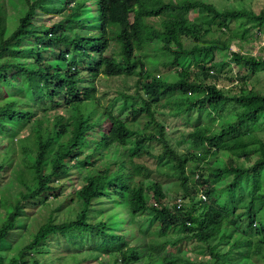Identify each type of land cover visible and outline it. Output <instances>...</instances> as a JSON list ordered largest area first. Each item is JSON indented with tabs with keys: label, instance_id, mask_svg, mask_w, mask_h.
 <instances>
[{
	"label": "trees",
	"instance_id": "1",
	"mask_svg": "<svg viewBox=\"0 0 264 264\" xmlns=\"http://www.w3.org/2000/svg\"><path fill=\"white\" fill-rule=\"evenodd\" d=\"M19 1L0 0V264H83L89 234L108 241L98 264L110 257L113 264H264L257 211L264 205V94L245 85L250 72L264 70V58L232 50L234 40L249 38L230 29L239 21L245 32H262L264 12L220 10L206 0H22L25 12L10 30L4 9ZM156 50L171 57L165 65L175 66V81L150 68ZM228 59L239 69L232 76L239 89L219 86L214 68ZM122 75L138 76L137 93L122 96L140 102L115 115L102 103L98 79ZM162 105L168 115L203 120L190 132V151L172 145ZM142 114L152 123L143 132L136 127ZM146 158L172 162L167 176L179 182L180 196L169 198L153 181ZM227 175L231 181L217 186ZM69 177L80 185L64 206ZM243 189L239 199L247 191L250 199L236 208L233 197ZM35 203L52 206L47 220L7 255L9 239L27 232L25 212ZM232 221L244 236L224 250ZM53 236L74 251L47 250ZM250 237L251 256L235 262L234 248ZM192 242L210 260L193 257Z\"/></svg>",
	"mask_w": 264,
	"mask_h": 264
},
{
	"label": "rangeland",
	"instance_id": "2",
	"mask_svg": "<svg viewBox=\"0 0 264 264\" xmlns=\"http://www.w3.org/2000/svg\"><path fill=\"white\" fill-rule=\"evenodd\" d=\"M208 2H211L216 5L218 9H223L225 6L235 7L239 9L247 8L251 9L257 13L264 12V0H206ZM26 6L25 3L20 0L18 3L11 4L9 6V9H4L5 14H8L9 17L8 21V27L9 29H13L16 27L19 18L23 15L25 12ZM91 13L90 21H94V17ZM53 19L58 18L57 13L54 12L52 15ZM239 21H233L230 23V29L235 32L236 35H241L249 38V40L240 41V39H236L232 42L231 49L235 51L242 50L243 52H251L255 56H262L264 58V30L258 31V29L252 30V31H244V29H239ZM234 35V33H233ZM240 41V42H239ZM157 44L161 45V41H159ZM223 54H218V56L215 58V62H220L222 60ZM171 57L163 53L160 50H156V52L153 55V59L150 60V68H152L154 71H157L160 73V75H165V78H167L170 81H175L177 79V74L175 73V66H166L165 62H169ZM215 71L219 73L220 79L218 80L219 86H225V88L229 89L232 86H235V88H240V83H238L237 80H232V76H236V72L239 70L236 65H234L231 60H227L223 66L215 67ZM249 77L246 81V86L249 88H252L256 91H259L264 94V70L253 73L250 72ZM138 76H130L126 77L124 75L122 76H116V77H105L102 76L98 80V92L100 96L102 97V103L107 105L115 115H121L124 112L127 111V109L133 108V106L140 102V99L137 97L135 99L130 98H124L122 94H136L137 93V82H138ZM237 86V87H236ZM168 99H163L162 104H166ZM162 107V108H161ZM159 107V114L161 115V118H164V121L167 126V131L169 135V139L172 143V145L179 151V152H188L191 150L190 148V132L193 129L194 125L200 121L198 120L196 114L187 116V115H180V116H171L167 114V110H169L166 105H162ZM55 112L54 110H49L48 114H53ZM41 115V113H38ZM38 115V116H39ZM42 117V116H41ZM205 121V119H204ZM138 124L136 125L137 129L139 128L142 130V132L150 128L152 126V123L150 122L149 118L142 114L137 118L136 121ZM264 124V119L261 121ZM107 125V124H106ZM106 125L105 128L107 127ZM104 126H100L99 129L102 131L104 129ZM23 134H27L25 131ZM262 136L264 137V127L262 129ZM17 142V140H16ZM19 144V142H18ZM148 145L154 148V150L160 149V144L157 142H148ZM3 148V147H1ZM147 164L154 168L155 171L152 175L153 181H160L163 184L164 191L167 193L169 198H172L176 195H181L182 190L179 185V182L177 179L168 177L167 174L173 173L175 170L174 165L172 162L165 160V159H159L158 162H156L157 166L155 165V161L153 159H147ZM211 163H213V159H211ZM204 166L206 167L205 172L208 173L210 165H207L204 163ZM194 171V167L192 168ZM7 173L10 171L9 169H6ZM32 178V176H30ZM152 179L150 180L151 182ZM9 180H11L9 178ZM65 185L62 187V190L64 192V195L62 196L61 200L64 201V206H67L74 198V189L79 187L80 183L76 177H69L65 178ZM231 181V176L227 175L221 180L217 182V186H222L223 184H226ZM150 183V182H149ZM199 185H197L198 187ZM4 188V186H0V192ZM199 188V187H198ZM15 190V189H9V191ZM8 191V190H7ZM12 192V191H11ZM244 192V189L242 191H237V193L234 195V206L236 208L242 207L245 202H248L250 197L248 196V191L245 193L243 197L240 198V194ZM59 201V200H58ZM56 203L52 206H54ZM52 206L48 207H41L40 204L37 205V203L32 204L29 208L26 209L25 217L27 215V224H26V231L22 234L15 233L12 236V239H9L11 243H9V246L6 250L7 255H15L17 254L19 248L24 246L26 243H29L35 232L39 229V227L47 220L49 216V210L52 208ZM187 208H189V204L186 205ZM258 215L264 217V205L257 207ZM110 212V209L108 210ZM107 212V213H108ZM94 214V212H92ZM5 215L4 212H0V220ZM102 214H100L101 216ZM93 216V215H92ZM237 222V221H236ZM242 229L235 223L233 224V221L228 225V231L229 234L227 236V241L220 244V246L223 247V249H228L230 247L231 243L239 242L243 238ZM178 231H175L174 234H177ZM53 241L51 242L50 246H47L46 249L50 251L59 250V252L69 253L74 251V248L68 245L66 242L63 243H57L55 239H58L57 236H53ZM252 242H255V239L253 237H250L247 242H245L243 245H237L234 248V253L231 255V258L235 262L242 261L245 258H249L251 256L252 251ZM108 241H104V239H101L99 235L96 234H89L88 239L85 245V248L81 251V257H85L87 260L83 264H98L97 257L101 254V252L104 251L103 246L106 245ZM196 242H192L190 247V254L197 258L198 261H208L210 260V255L208 251L205 249H197ZM196 249V250H195ZM109 264H113V260L110 257L109 258Z\"/></svg>",
	"mask_w": 264,
	"mask_h": 264
}]
</instances>
